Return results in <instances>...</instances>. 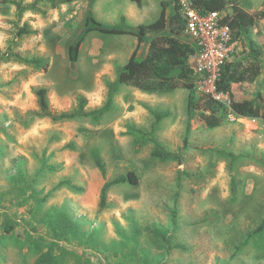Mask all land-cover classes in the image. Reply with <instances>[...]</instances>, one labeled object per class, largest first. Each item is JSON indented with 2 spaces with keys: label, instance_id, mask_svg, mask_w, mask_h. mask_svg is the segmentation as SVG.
<instances>
[{
  "label": "rangeland",
  "instance_id": "rangeland-1",
  "mask_svg": "<svg viewBox=\"0 0 264 264\" xmlns=\"http://www.w3.org/2000/svg\"><path fill=\"white\" fill-rule=\"evenodd\" d=\"M239 1L264 13V0ZM163 3L170 16L173 0L44 2L21 15L0 5V264H264V232L254 233L264 220V121L230 112L208 129L201 107L188 110L189 90L115 84L137 49L133 35L92 32L69 60L90 12L106 28L136 32ZM251 35L262 71L235 91L253 99L264 96V17ZM247 50L234 44L230 59ZM63 113L76 116L53 119ZM130 172L137 185L114 184Z\"/></svg>",
  "mask_w": 264,
  "mask_h": 264
},
{
  "label": "trees",
  "instance_id": "trees-1",
  "mask_svg": "<svg viewBox=\"0 0 264 264\" xmlns=\"http://www.w3.org/2000/svg\"><path fill=\"white\" fill-rule=\"evenodd\" d=\"M78 0H36L34 6L40 3L48 2L54 8L61 5L70 4ZM132 3L141 7L142 0H130ZM193 8L201 15L208 13H224L229 7H232V13L221 19V24L227 26L231 31V40L233 44L247 42L248 50L244 57L236 55V58L229 59L221 70V76L217 81V92L226 95L230 105L216 100L210 95H201L198 99L195 97L197 75L191 66V59L196 54L195 45L192 42L184 41L180 38L186 31V19L182 13L180 0H173V13L169 16L166 11V4H162V11L159 18L148 25H140L137 31H127L121 28H106L95 19L90 12L85 21L84 31L79 39L69 49V60L72 64L78 62L81 46L86 36L92 32H98L103 35H133L137 38L138 44L136 51L130 57L128 63L121 70L117 85L133 86L142 91L156 90H177L185 89L190 91L188 99L189 112L195 113L201 107L199 113L200 119L208 129H217L223 127L231 113L248 119H260L264 121V96L259 94L251 99L241 97L235 91L236 87L243 86L248 82L254 81L262 71L261 48L253 40L252 29L257 21L264 17V13H253L245 9L248 1L239 0H190ZM15 4L18 13L21 15L30 9L22 7L20 3H14L11 0H0V5ZM170 34H164L166 30ZM148 33L156 34L150 41L148 51L145 57H138V50L146 41ZM233 53H231L232 55ZM230 55V57H231ZM33 63L40 64L39 60ZM111 88V93L113 88ZM47 90L40 89L36 91L38 103L43 114L49 116V102ZM85 101L82 99L81 103ZM76 115L60 114L53 117L55 120H70ZM129 182L132 185L138 184V178L135 173L130 172L127 178H122L114 182L120 184ZM110 185H106L102 191L101 208L106 205V194ZM264 232V220L255 230L259 235Z\"/></svg>",
  "mask_w": 264,
  "mask_h": 264
},
{
  "label": "built area",
  "instance_id": "built-area-1",
  "mask_svg": "<svg viewBox=\"0 0 264 264\" xmlns=\"http://www.w3.org/2000/svg\"><path fill=\"white\" fill-rule=\"evenodd\" d=\"M181 5L186 19L185 33L196 48L193 56V69L197 75L196 88L201 95H210L225 103L222 99L227 96L218 93L216 85L223 66L233 52L231 31L221 24L220 13L201 15L193 8L190 0H182Z\"/></svg>",
  "mask_w": 264,
  "mask_h": 264
}]
</instances>
